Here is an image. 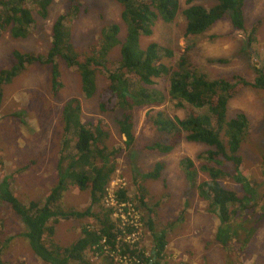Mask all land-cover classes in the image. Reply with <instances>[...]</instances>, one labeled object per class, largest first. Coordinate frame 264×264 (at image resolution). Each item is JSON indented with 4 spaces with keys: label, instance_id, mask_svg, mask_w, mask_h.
I'll use <instances>...</instances> for the list:
<instances>
[{
    "label": "rangeland",
    "instance_id": "1",
    "mask_svg": "<svg viewBox=\"0 0 264 264\" xmlns=\"http://www.w3.org/2000/svg\"><path fill=\"white\" fill-rule=\"evenodd\" d=\"M81 2L79 14L70 23L71 43L77 51H86L87 46L98 39L102 27L110 22L121 24L120 39L123 38L125 23L120 18L121 6L118 2ZM213 2L179 0L175 18L170 22L158 18L152 27V34L141 36L140 47L144 48L155 41L173 50L174 56L165 58L167 63L175 62L176 57L186 51L190 61L209 78H229L232 74H239L253 81L257 75L256 68L264 69V0L245 1L244 30L234 29L229 20L224 18L201 35L184 34L186 20L182 10L196 3L209 7ZM66 5L67 0H55L46 17L33 12L34 21L25 38H14L9 32L3 33L0 36V69L13 63V50L45 54L51 42L52 22ZM257 21L259 26L251 34L250 28ZM119 48L120 45H116L108 58L118 60ZM57 63L63 86L54 97L50 95L52 65L46 63L26 65L3 87L0 108V182L4 176H11L13 192L24 203L35 200L41 204L45 201L49 191L61 179L57 173L62 143L61 107L68 98L75 96L81 101L82 122H95L97 118L105 120L111 131L107 142L109 147L124 148L121 155L116 157L117 168L103 198L104 206L114 209L111 218L117 227L116 247L106 250L115 262L112 264H143L154 245L151 230L145 221L140 220V214L134 207L137 200L134 197L135 171L132 164L138 166L140 174L137 180L146 190L147 205L153 209L151 219L154 230L166 232L165 264H264V210L249 207L245 213L243 211V215H246L238 233L224 246L215 238L219 218L213 209H209V201L202 198L197 186H190L184 178L179 166L180 159L186 156L191 158L199 169L202 162L200 157L209 147L187 141L184 137L167 153L147 147L159 138L158 132L147 121V113L164 110L171 116L182 117L184 109L176 107V100L165 101L159 106L136 108L133 139L127 144V137L117 125L121 111L103 112L98 107V95L107 83L106 75L97 76L95 95L84 97L80 90L78 71L67 67L60 59H57ZM150 87L166 91L167 77L153 78ZM239 111L245 113L248 119V130L240 147L242 161L239 169L249 186L264 193V89L251 85L243 87L229 101L227 115L232 117ZM156 161L165 162L160 177L141 178V174L151 170ZM227 165L231 168L230 163ZM205 179H208L207 173L199 169L197 183ZM220 182L238 195H244L242 184L232 177L222 178ZM121 187L127 189L130 201L124 202L114 197V190ZM89 197L88 190L68 187L59 202L65 210L80 211L88 205ZM92 223H95L92 218L59 217L57 221H50L49 225L54 228L51 236L53 243L60 247L68 246L80 235L84 224ZM23 226L10 206L0 199V259L6 264H48L31 250ZM126 226H131L132 231L125 233ZM119 241L130 245L137 243L135 256L122 255L120 250L124 249V245ZM86 257L91 263L102 261L92 250L87 251Z\"/></svg>",
    "mask_w": 264,
    "mask_h": 264
},
{
    "label": "trees",
    "instance_id": "2",
    "mask_svg": "<svg viewBox=\"0 0 264 264\" xmlns=\"http://www.w3.org/2000/svg\"><path fill=\"white\" fill-rule=\"evenodd\" d=\"M54 1L0 0V36L9 32L14 38H25L34 21L33 12L46 17ZM115 1L121 6L120 18L125 23L122 39L121 24L110 22L102 27L98 39L88 45L86 51H77L71 43L70 23L79 14L82 2L67 0L64 11L52 22L51 42L45 54L13 50V63L0 69V108L4 85L10 83L26 65L35 62L52 65L50 95L56 96L63 86L57 59L78 71L80 90L84 97H93L97 91V76L106 75L107 83L99 91L98 107L103 112L121 111L117 125L127 137V144L133 139L136 108L159 106L165 101L176 100V107L184 109L182 117L171 116L164 110L147 113V121L159 134V138L147 147L167 153L183 137L209 147L200 157L202 162L199 166L201 171L207 173L208 179L197 183L199 169L187 156L180 159L179 166L186 182L190 186H197L202 198L209 201V209H213L219 218L215 238L226 246V242L235 237L240 229V223L246 215H243V211L245 213L249 207L264 210V193L249 186L239 169L242 161L240 147L248 130L247 116L241 111L232 117L227 115L229 101L243 87L251 85L264 89V69L256 68L257 75L253 81L239 74H232L229 78H209L190 61L186 51L181 52L175 62L167 63L165 58L174 56L171 48L160 46L155 41L141 48L139 40L141 36L152 34V27L158 18L165 22L172 21L178 13L179 0ZM212 1L209 7L196 3L182 10L186 20L184 34L201 35L224 18L229 20L234 29L244 30L246 0ZM258 26L259 22H254L250 28L251 34L255 33ZM116 45H120V58H108ZM159 77H167L166 91L150 87L153 78ZM81 112V101L75 96L68 98L61 107L62 143L57 164L61 179L52 187L43 203L20 201L13 192L11 176H4L0 182V199L21 220L23 234L31 250L48 264H96L86 257L89 250L101 258L98 264L115 263L106 252L117 244V227L111 218L114 209L112 206L105 207L103 198L117 168L116 157L121 155L124 148L109 147L107 142L111 131L105 120L97 118L95 122L84 123ZM227 163L231 164V168ZM132 167L135 171L134 197L137 200L134 207L154 238L153 248L143 264H165L166 232L154 230L151 219L153 209L147 205L146 190L137 180L140 174L138 166L132 164ZM164 168V161H156L151 170L141 174V178L157 179ZM225 177L240 182L244 195L224 187L220 179ZM68 187L88 190L89 203L83 210H65L61 206L59 199ZM126 192L125 187L117 188L114 197L124 202L130 201ZM59 217L92 218L95 223L84 224L75 240L68 246L60 247L54 244L51 237L54 228L49 225L50 221H57ZM131 231V226L125 227V233ZM119 243L124 245V249L120 250L122 255L135 256L137 243ZM0 264L6 263L0 259Z\"/></svg>",
    "mask_w": 264,
    "mask_h": 264
},
{
    "label": "clouds",
    "instance_id": "3",
    "mask_svg": "<svg viewBox=\"0 0 264 264\" xmlns=\"http://www.w3.org/2000/svg\"><path fill=\"white\" fill-rule=\"evenodd\" d=\"M49 194V193H48Z\"/></svg>",
    "mask_w": 264,
    "mask_h": 264
}]
</instances>
